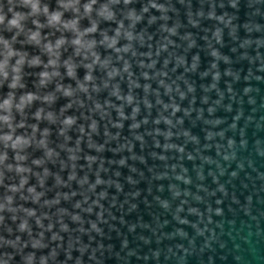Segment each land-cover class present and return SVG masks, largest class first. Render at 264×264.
<instances>
[{"label":"water","instance_id":"1","mask_svg":"<svg viewBox=\"0 0 264 264\" xmlns=\"http://www.w3.org/2000/svg\"><path fill=\"white\" fill-rule=\"evenodd\" d=\"M41 4L60 10L58 0ZM0 7L7 12V0ZM112 11L105 21L94 10L87 37L109 66L97 65L88 93L72 98L56 86L77 89L91 61L66 45L60 63L71 58L76 78L60 67L42 88L48 57L27 43L33 18L19 34L0 25V39L42 61L24 65L23 87L0 80V102L10 92L17 102L56 96L13 109L11 128L0 124V136L31 139L22 151L0 142V264H264V0H119ZM129 12L140 17L134 25ZM120 24L116 47L129 50L117 53L100 41ZM40 31L43 42L62 35ZM39 109L55 123L35 119ZM66 117L76 122L62 131Z\"/></svg>","mask_w":264,"mask_h":264},{"label":"clouds","instance_id":"2","mask_svg":"<svg viewBox=\"0 0 264 264\" xmlns=\"http://www.w3.org/2000/svg\"><path fill=\"white\" fill-rule=\"evenodd\" d=\"M131 0H124L125 4L130 3ZM119 0H108L107 3L101 4L98 8L97 0H88L87 3L81 5V0H58V9L55 11H49L47 5H42L41 0H7V12L0 7V25L5 26L6 30H15L17 34L24 32V24L29 18H33L32 22L36 28L35 31L29 30L26 33L27 43L41 48L43 54L48 57V62L43 65L44 70L39 73V84L40 87L46 88L49 83H51L55 78L60 76L59 68L63 67L66 70V75L71 78H76L77 64L73 62L71 58L65 60L63 64L60 63L61 49L65 48L66 45H70L73 49L74 55L76 57H82L84 60H90V63L84 64L83 66L87 69V74L84 77L83 82L77 81V89H73L71 86L63 87L62 85L56 86V92L61 93L66 98H72L76 91L87 94L89 89L87 85L93 81L92 72L94 68L99 65L101 68L107 69L109 66V61H101L99 55L95 52L97 47V42L94 39H87L91 35L97 32L98 24L96 21L91 20V16L95 10V14L100 19L105 21H111L114 19V13L112 11V5L118 4ZM155 7V5H153ZM17 9H26L27 11H18ZM82 9V12H81ZM65 12H71L73 18L65 20ZM9 13L11 18H9ZM44 16L46 19L45 24H41L37 19L40 16ZM83 17H88L90 19V27L83 30L80 28V19ZM127 19H129L134 25L140 20V17L135 14V12H129ZM55 29L62 33V35L55 40V42L47 41L43 42L44 39L41 37L42 28ZM123 28V24H120V28L116 31L115 36L109 37L106 33L102 34L103 39L100 43L109 48L113 49L117 53L121 51H128L126 47L124 49H119L116 47L118 39L121 36L120 29ZM71 33L72 39L68 40L63 36V33ZM124 38L131 41L133 39L131 32L123 33ZM15 39V37L13 38ZM0 46H2V51H0V80L8 81L11 75L10 83L8 87L10 89H17L23 87L21 84L22 80V70L24 65L27 63L29 67H40L42 61L39 56L32 57L28 59L26 54H22L13 49L12 44L8 40L0 39ZM15 58V63L10 62ZM127 69H125L126 71ZM117 71L113 69L108 72V76L111 79L117 75ZM117 95V93H113ZM119 98V97H118ZM55 94L45 95L43 97L37 96L31 92L21 95L18 102L14 93H9L7 98L0 102V124L8 125L11 128L12 124V111L15 109L17 112H23L25 108L31 106L33 102L39 100L44 104H52L55 102ZM131 102V97L128 98ZM71 105H69L70 107ZM99 107V106H97ZM35 119L37 120H47L50 123H55L56 117L52 112L44 113L43 109H39L35 114ZM75 120L72 117H66L63 121V130L70 128L75 124ZM22 127L23 125H19ZM94 128L95 125L93 124ZM35 131V129H34ZM47 129L41 134L43 137H47ZM0 142H2L6 147H11L13 150H23L24 148L30 146L31 139L25 138L24 136H16L15 138L11 134H5L0 136ZM40 146L47 147L46 139H41L39 141ZM47 155L51 156L52 152L47 151ZM6 155L0 156V163L6 159ZM16 171L18 173L24 172L25 169L22 167H17ZM23 228L24 225H21Z\"/></svg>","mask_w":264,"mask_h":264}]
</instances>
